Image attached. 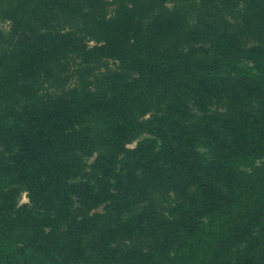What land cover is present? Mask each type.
Listing matches in <instances>:
<instances>
[{"label":"trees","instance_id":"1","mask_svg":"<svg viewBox=\"0 0 264 264\" xmlns=\"http://www.w3.org/2000/svg\"><path fill=\"white\" fill-rule=\"evenodd\" d=\"M2 24L0 264H264V0H0Z\"/></svg>","mask_w":264,"mask_h":264},{"label":"rangeland","instance_id":"2","mask_svg":"<svg viewBox=\"0 0 264 264\" xmlns=\"http://www.w3.org/2000/svg\"><path fill=\"white\" fill-rule=\"evenodd\" d=\"M0 29H1L2 31L5 32V31H7V29H8V25H7V24H2V25H0ZM20 202H21V203L26 202V198H25L24 195L22 196Z\"/></svg>","mask_w":264,"mask_h":264}]
</instances>
